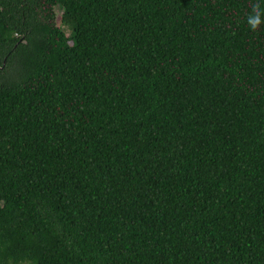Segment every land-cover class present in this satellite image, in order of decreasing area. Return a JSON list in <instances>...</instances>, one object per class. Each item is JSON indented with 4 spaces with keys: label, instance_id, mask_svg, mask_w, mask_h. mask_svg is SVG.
<instances>
[{
    "label": "trees",
    "instance_id": "16d2710c",
    "mask_svg": "<svg viewBox=\"0 0 264 264\" xmlns=\"http://www.w3.org/2000/svg\"><path fill=\"white\" fill-rule=\"evenodd\" d=\"M253 2L0 0V264H264Z\"/></svg>",
    "mask_w": 264,
    "mask_h": 264
},
{
    "label": "clouds",
    "instance_id": "9594fccd",
    "mask_svg": "<svg viewBox=\"0 0 264 264\" xmlns=\"http://www.w3.org/2000/svg\"><path fill=\"white\" fill-rule=\"evenodd\" d=\"M251 12L246 18L248 28L252 32H257L264 26V9L261 8L259 0L250 4Z\"/></svg>",
    "mask_w": 264,
    "mask_h": 264
},
{
    "label": "rangeland",
    "instance_id": "374dc122",
    "mask_svg": "<svg viewBox=\"0 0 264 264\" xmlns=\"http://www.w3.org/2000/svg\"><path fill=\"white\" fill-rule=\"evenodd\" d=\"M56 14H57V20H56V22H57L58 25H60L59 24L60 10L58 8H56ZM66 34H68V32H66Z\"/></svg>",
    "mask_w": 264,
    "mask_h": 264
}]
</instances>
